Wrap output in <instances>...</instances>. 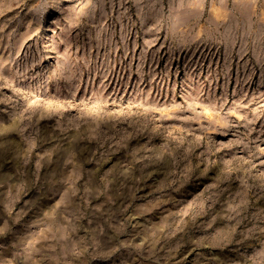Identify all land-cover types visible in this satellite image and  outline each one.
Listing matches in <instances>:
<instances>
[{"label": "rangeland", "instance_id": "374dc122", "mask_svg": "<svg viewBox=\"0 0 264 264\" xmlns=\"http://www.w3.org/2000/svg\"><path fill=\"white\" fill-rule=\"evenodd\" d=\"M0 264H264V0H0Z\"/></svg>", "mask_w": 264, "mask_h": 264}]
</instances>
